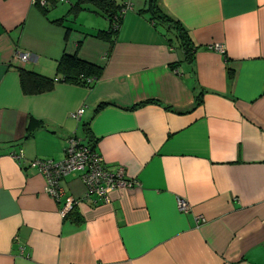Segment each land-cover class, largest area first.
Instances as JSON below:
<instances>
[{
    "label": "crops",
    "instance_id": "1",
    "mask_svg": "<svg viewBox=\"0 0 264 264\" xmlns=\"http://www.w3.org/2000/svg\"><path fill=\"white\" fill-rule=\"evenodd\" d=\"M40 1L0 0V264H264V0H157L193 60L148 0H117L112 44L93 5L73 30ZM64 53L102 76L26 94L20 69L57 78ZM31 118L42 126L26 138ZM73 137L140 184L104 204L73 172L56 200L31 162L63 160ZM67 197L78 203L64 213Z\"/></svg>",
    "mask_w": 264,
    "mask_h": 264
},
{
    "label": "trees",
    "instance_id": "2",
    "mask_svg": "<svg viewBox=\"0 0 264 264\" xmlns=\"http://www.w3.org/2000/svg\"><path fill=\"white\" fill-rule=\"evenodd\" d=\"M45 4L38 3V6L45 12L49 6H56L58 0H44ZM87 5H93L96 12L103 14L110 21V26L107 30H99L96 37L103 40H108L111 44L114 42V37L119 29L122 20V10L125 4L118 3L117 0H77L72 4L69 12L77 14L81 10H85ZM147 13L150 14L151 20L169 29H173L177 37L181 41V46L185 51L186 59L193 60L194 45L188 31L183 25L165 14L158 6L157 0H148ZM63 18L56 22L63 21ZM69 30V29H68ZM104 68L101 65L79 57L76 53H64L58 62L57 78H50L34 71L20 69L21 85L26 94H36L51 90L56 82H65L83 86H91L103 74ZM202 103V98L196 99V106ZM42 126L41 121L31 118L27 126V136L29 138L33 133ZM69 218L75 217V212L69 214Z\"/></svg>",
    "mask_w": 264,
    "mask_h": 264
},
{
    "label": "built area",
    "instance_id": "3",
    "mask_svg": "<svg viewBox=\"0 0 264 264\" xmlns=\"http://www.w3.org/2000/svg\"><path fill=\"white\" fill-rule=\"evenodd\" d=\"M41 3L45 4V1L42 0ZM127 6L130 5L127 4ZM125 10L126 6L122 10V14ZM218 48L221 49V46ZM20 56L24 60L31 57L28 53H21ZM83 112V108L79 109L72 116L80 119ZM20 156H22V151L18 154V157ZM31 163L33 167L45 175L46 191L58 201L64 196V189L61 186L62 179L73 172L79 173L86 187L85 197L89 198L93 195L96 197L95 200L104 204L111 202V191L131 189L140 184L137 180L126 177L123 167L116 169L107 167L103 156L77 137L70 139L64 150L63 160L35 159ZM77 203L75 198L67 197L63 212L69 213ZM177 206L183 213H187L190 209L187 201L182 198L178 199Z\"/></svg>",
    "mask_w": 264,
    "mask_h": 264
},
{
    "label": "rangeland",
    "instance_id": "4",
    "mask_svg": "<svg viewBox=\"0 0 264 264\" xmlns=\"http://www.w3.org/2000/svg\"><path fill=\"white\" fill-rule=\"evenodd\" d=\"M73 1H77V0H58L56 7H54L51 12H55V13H60L65 15L66 17H64L63 21L64 24L68 27H70L71 29L75 30H83L84 28H88L91 25V22L89 21L88 18L84 17V14H81L80 16L76 15V14H71L69 12L68 9H70V4ZM70 7V8H69ZM81 13V12H80ZM101 15V13H99ZM103 15V14H102ZM101 15V16H102ZM95 17V16H94ZM103 17V16H102ZM105 17V16H104ZM96 19V18H93ZM98 19V18H97ZM97 22V21H96ZM95 24H99L101 25V20H99V22H97ZM109 27L103 29V30H107Z\"/></svg>",
    "mask_w": 264,
    "mask_h": 264
}]
</instances>
